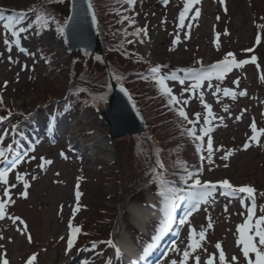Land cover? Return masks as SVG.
Here are the masks:
<instances>
[{"label":"rangeland","instance_id":"374dc122","mask_svg":"<svg viewBox=\"0 0 264 264\" xmlns=\"http://www.w3.org/2000/svg\"><path fill=\"white\" fill-rule=\"evenodd\" d=\"M38 1L0 0V97L5 104L22 112H28L32 106L42 105L45 93L49 99L59 96L52 93L47 82L49 80L43 76L32 29L21 33L20 48L26 49V52L20 51L15 45L9 51L3 43L6 38L12 39L10 33L3 28L11 10H22ZM140 1L141 3L134 5V15L130 18L135 22L130 29L146 28L147 31V35L141 33L138 38H134L138 53L152 62H164L172 67H186L194 61L193 69L196 72H211L208 81L211 86L207 83L208 79H205L197 89L191 88L196 82L193 79L194 73L182 74L176 70L163 73L175 75L176 79L166 80V84L189 118L195 120V114L200 113L197 129L206 126L203 122L206 113L200 100L201 95L211 105L213 117H210L211 124L207 126L213 128L210 135L214 150L219 148L220 151L213 152L209 163L207 137L203 142L198 141L200 150L197 172L201 179L211 182L227 179L234 186L254 187L256 216L264 214L261 212L264 196L260 195L264 193V135L259 138V143L248 140L252 134L250 125L253 121L258 129L264 128V79H261L264 76V0H224L223 4L220 0H200L186 15L183 27L180 26L179 13L183 10L184 0H168L163 6L158 5L159 0ZM196 8L200 9V15L192 19ZM61 10L65 12L64 8ZM124 23L128 24L129 20ZM177 35L179 40L173 44ZM38 38L40 44L52 52L60 64L70 61L64 39L55 32L51 24L43 28ZM229 52L238 61H251L253 56L256 61L233 68L225 74L223 82L218 83L217 73L212 71L211 66ZM110 78L112 77H109V82ZM186 78L189 80L181 83ZM235 80L239 81L238 86L233 83ZM5 81L8 82L6 87ZM217 86L221 91L213 95ZM37 87L41 89L40 92H44L38 94L35 91ZM224 88L236 93L246 91L247 94H237L235 98L224 96ZM184 100L188 101L187 105L183 104ZM225 107L227 111L224 110ZM41 109L37 112L36 128L28 125L23 131L24 137L29 140L28 146L24 142L23 149L21 146L16 147L20 153L13 161L20 159V163L12 168L13 161L0 160V169H10L9 183L16 185L10 189L14 203L9 204L5 219L0 220V236L4 237L0 240V244L4 246L0 248V254L9 264H26L34 253L37 256L34 264H109L112 258L114 264L128 263L125 256L117 257L113 248H107L103 243L95 244V248L93 243H86L79 251L69 249L67 238L70 232L69 222L77 224L84 218L88 222L98 221L100 224L91 223L87 227L89 225L96 228L102 235L112 234L114 242L122 230L137 244L143 241L130 219V206L145 204L147 194H154L138 190L132 196L130 193L133 191L118 196L124 188V182L113 179L118 174L117 167H123L125 175L133 167L135 142L127 135L111 139L107 124L99 114L100 110L87 109L77 115L73 109H63L56 118V129L52 131L46 129L48 122ZM219 117H223V121ZM3 127L5 124L0 126L1 149L13 145L11 139L3 137ZM89 128H94V132L86 135L84 131ZM246 142L250 143L247 150L243 148ZM229 149L232 154L228 159H222ZM202 156L205 158L201 159ZM41 157L52 163L41 168ZM98 165H105V168L99 171ZM107 169L110 175L107 174ZM17 174L22 175L30 185L26 198L21 195L25 189L23 181L16 180ZM32 177L36 179L33 180ZM118 177L121 178L119 174ZM143 184L140 183L138 187L142 188ZM3 187L0 184V198ZM217 188L219 189V185ZM77 191L81 193L79 200L76 198ZM223 191L225 190H214L213 196L206 202H199V207L186 216L187 221L180 227L179 236L170 242H164L163 254L154 264H171L172 260L182 259L183 251L189 243L190 228L195 229L196 239L201 230L205 231V240L200 242L201 248L192 253L187 264H196L197 255L201 258V264L212 255L215 257L214 264H219V250L215 248L217 242L225 251L226 264L232 256L239 257L238 264H247L241 252L242 245L236 242V227L246 219V207L251 202L244 194L234 197L222 194ZM154 198L156 199L155 196ZM241 199L245 200L244 205L241 204ZM82 204L85 209H82ZM190 207L192 205L188 204L186 209ZM7 216L20 217L28 231L21 234L17 228L22 229L24 225L19 221L13 224ZM115 216L120 219L117 230L106 221ZM209 222L212 223V228L207 227ZM29 235L31 243L28 241ZM94 238L98 239V236ZM173 247L177 250L173 251ZM250 256L254 259V254Z\"/></svg>","mask_w":264,"mask_h":264},{"label":"trees","instance_id":"16d2710c","mask_svg":"<svg viewBox=\"0 0 264 264\" xmlns=\"http://www.w3.org/2000/svg\"><path fill=\"white\" fill-rule=\"evenodd\" d=\"M91 3L97 19V28L103 48L102 55L87 51L74 53L68 51L70 61L60 64L58 58L40 44L38 36L43 28L38 29V26L33 23L32 31L35 33L36 51L42 65L43 76L49 80L47 82L49 88H52V93L54 92L55 95L59 96L49 99L45 93L42 96L43 104L32 106L28 112H22L4 102L0 104V117H7V119L0 121V126L5 124L3 137L12 139L14 145L21 139L27 140L23 131L28 125L36 128L37 112L41 108L52 131L56 129V118L63 109H73L77 115L87 109L101 110L107 105V99L111 93L109 77H112L114 82L126 87L146 126L145 132L132 137L135 142L133 167L126 175L123 167L119 166L116 169L121 178L116 174L113 179L120 183L124 182V188L121 189L118 196L126 195L129 191H133L129 192L131 196L138 190L150 191L158 196L159 204L163 206L162 197L157 194V183L153 180L151 171L152 168L156 167L157 156L164 164V169L156 168L157 172L162 171L164 179L169 182V186L177 188L185 185L181 178L186 176L187 172H197L199 158L197 141L184 132V129L191 127V125L178 116L176 111L179 108L178 104L167 105L168 98L159 92L149 69L154 64L167 66L162 67L161 71L172 68L187 69L194 66V61H191L186 67L179 68L164 62H152L138 53L134 42V38H138V36L131 35L136 28L130 29L131 25L125 24L124 22L127 20L123 18L128 17L130 19L132 14L134 15L133 7L141 3L140 0H136L131 8L126 10L123 9L126 0H91ZM62 8L65 9V12L61 10ZM29 9H34V11H28ZM68 11L69 0H39L20 11L25 12L26 16L21 24L16 27H27L29 23L35 20L38 13H43L46 18L54 17L63 27ZM17 13L19 12L11 11L5 22L9 18L15 20ZM65 13H67L66 16L63 15ZM49 24H52L56 33L60 34L56 30L55 23L49 20ZM117 76H121L123 79L117 80ZM35 91L38 94L44 92H40L41 89L38 87L35 88ZM9 112H11L10 116L8 115ZM12 125H16L15 130L12 129ZM84 132L86 135H90L94 132V128L86 129ZM14 145L5 148L7 149L6 155L10 159L18 154ZM98 168L99 171H102L105 165H98ZM108 169L106 171L110 175ZM107 178L110 179L109 176ZM122 178H126V180ZM140 183H144L142 188L138 187ZM133 187L136 188L133 189ZM87 207L90 208V205L87 204ZM82 209H85L84 204H82ZM88 221L82 218L80 223L77 222V224L72 225L80 228V232L74 238L72 248L79 251L86 243H103L107 248L110 247L107 241L114 242V236L112 234L102 235L96 228L89 225L88 228L87 224H100L98 221ZM106 221L116 230L119 228L120 219L117 216ZM159 224V221H154L150 231L155 233ZM96 235L98 239L94 238ZM141 236L143 241L139 244L148 245L149 237Z\"/></svg>","mask_w":264,"mask_h":264},{"label":"snow or ice","instance_id":"6c2138e0","mask_svg":"<svg viewBox=\"0 0 264 264\" xmlns=\"http://www.w3.org/2000/svg\"><path fill=\"white\" fill-rule=\"evenodd\" d=\"M136 2V0H126V3L129 5H132ZM165 4L168 3V0H163ZM200 0H184L183 10L179 13V21L180 26H184V21L186 18V15L190 12V10L193 8L194 4H198ZM220 2L223 4L224 0H220ZM28 11H34V9H29ZM88 11L92 13V21L95 24L96 23V16L93 12V6L91 3V0H89L88 3ZM200 15V9H195V15L192 17V19H195ZM26 16L25 12H19L17 13V17L15 20L9 18L7 22L3 24V28L10 32V35L12 37L11 40L4 39L3 43L8 48L9 51H11V48L13 45H15L17 48H20V41H21V33L28 32L29 29H32L33 23L36 24L39 28H47L49 26V20H51L52 23L56 24V30L60 34H63L64 28L60 25L58 21L55 20L54 17H45L43 13L36 14V18L32 23H29L27 27H19L17 28V25H20L24 17ZM123 19L129 20V24H134L135 22L133 20H130L128 17H124ZM67 24V21L64 22ZM143 33L144 35H147L146 28H136L134 32L131 33L133 36H140V34ZM37 34H39V31H37ZM227 34V33H225ZM179 40V35H177L176 39L173 40V44L177 43ZM143 41L141 40V43ZM260 42V36L258 34L257 36V43ZM131 43V41H129ZM20 51L26 52L27 50L24 48H20ZM11 59V57H9ZM256 57L253 56L251 58V61L248 60H237L233 53H227L224 58L214 65L211 66L212 71L217 73L218 79H223L226 73L230 72L233 68H239L242 67L244 64L252 62L255 63ZM197 63H201V61H197ZM167 67L166 65H156L154 67H151L149 69V73L153 77L155 84L158 86L159 92L166 96L167 99V105L173 106L180 101H178L177 97L172 93V90L170 87L167 86L166 80H175V75H162L161 74V68ZM180 71H183L185 73H194L193 79L196 81L194 84L191 85L192 89H197L200 87L201 81L205 79H209L211 76V72H196V70L187 68V69H180ZM146 78V77H142ZM117 80L123 79L121 76L116 77ZM261 79H264V76L261 77ZM7 81L4 82V86H7ZM183 83V81H181ZM234 84H239L238 80L233 81ZM211 86V85H210ZM187 91V89H185ZM121 91L125 92V95H127V92L123 87H121ZM221 91V89L217 86L216 91L213 92V95H216V92ZM224 96H232L233 98L236 97L238 94L239 96H245L247 93L246 91H240L239 93H236L235 91H232L228 88L222 89ZM201 103L203 105V108L205 110V115L203 117V122L205 127H201L197 129L196 125L200 118V113H196L195 116L197 119L193 120L190 119L186 111L184 110V107L177 108L176 111L178 113V116L181 117L184 121H187L191 127L185 128L184 132L186 134L193 138L196 141L203 142L205 137H207V159L209 163H211V155L214 151H220L219 148L215 149L213 148V139L210 133L213 131V128L207 125L211 124L210 117H213V112L211 105L206 103L204 101L203 95L200 97ZM188 101L184 100L183 104L187 105ZM0 104H3V98L0 97ZM227 111V107L224 109ZM8 115H11V112L8 113ZM7 119V117H0V121ZM221 121H223V117H219ZM239 119V117H237ZM16 125H12V129L15 130ZM251 128V136L248 137V140L250 142L259 143V138L264 135V128L258 129L255 121L252 122L250 125ZM199 133V134H197ZM183 134V133H182ZM250 147V143L246 142L243 145V148L247 150ZM197 150H200V145H197ZM7 149H0V158H3L4 160H7L8 157L6 155ZM232 154V150L229 149L227 152L221 157L222 159H228V157ZM63 155V154H62ZM205 157H201V159H204ZM42 163L40 165L41 168L44 167L45 164H51V160H46L43 157H41ZM20 163V159H17L12 162L11 167L15 168L17 164ZM164 169V164L160 161L159 157L157 156L156 159V167L152 168L151 171L153 173V180L156 181L157 187H158V195L162 197L163 207L161 208V211L166 213V218L162 221L161 224V231H164L168 228L169 225V219L171 218L172 212L174 211L175 207H177L176 201L179 199H182L179 195V193L184 192L185 189L183 188H177L169 186V182L164 179V173L157 172L156 168ZM10 169H4L0 170V184H3L4 187L2 189V198H0V220L5 219L7 209L9 204L14 203V200L12 198L10 189L15 188V184H10L8 180V173ZM202 171V169H201ZM32 179H36V177H32ZM185 184L188 183L189 180H191V184L188 186V193L189 198L193 199L197 202V204L200 201H207L208 198L213 196L214 190H225L222 192V194L230 195V196H238L241 194L246 195L248 201L251 203L246 207V219L236 227V232L238 233V239L237 244L242 245L241 252L243 254V259L247 262V264H264V214L256 216V189L249 185L244 186H234L231 184V182L227 179H224L222 181L218 182H211L207 180H202L200 177L199 172H187V175L181 178ZM17 181H23V187L25 189L24 192L21 193L22 196L25 198L27 197V189L30 187V185L27 183V181H24V178L22 175L17 174L16 176ZM152 182V181H150ZM217 185H219V189L217 188ZM193 189H199L200 191H192ZM81 193L77 191L76 198L79 200ZM261 196H264V193H260ZM6 198V199H5ZM241 204H245V200L241 199ZM153 207H155L153 205ZM227 210V209H226ZM261 212L264 213V206L261 207ZM188 215H191V213H188ZM243 215V213H241ZM9 220L12 221L13 224H16L17 221H19L20 224L24 225V228H17V231L21 232V234H24L28 231L27 225L25 222L18 216H7ZM187 221V217L182 218L180 220L181 224H185ZM210 221V218H209ZM212 223L209 222L207 227L212 228ZM69 235L67 238V247L69 249L72 248L74 244V238L77 233L80 232L79 227H73L71 224V221L69 222ZM195 229L189 230L188 235V245L187 248L183 251V258L180 260H172L171 264H187L189 257L192 255V253H195L197 249L201 248V241L205 240V231L201 230L199 232V238H195ZM4 239L3 236H0V240ZM63 239V237L61 238ZM28 241L31 243V236H28ZM107 244L115 249V255L119 257L121 255L120 249L113 244L111 240L107 241ZM4 246L0 244V248H3ZM93 248H95V243H93ZM215 248L219 250V264H226V255L225 251L222 249V246L219 242L216 243ZM173 251H176L177 249L173 247ZM250 254H254V259L251 258ZM214 255L209 256L206 261L203 262V264H214ZM37 260V256L34 253L31 255L27 261L26 264H34V262ZM196 264H201V258L197 255L195 257ZM239 257L232 256L230 260L228 261V264H238ZM0 264H9V261L4 258L2 254H0Z\"/></svg>","mask_w":264,"mask_h":264},{"label":"water","instance_id":"95a60500","mask_svg":"<svg viewBox=\"0 0 264 264\" xmlns=\"http://www.w3.org/2000/svg\"><path fill=\"white\" fill-rule=\"evenodd\" d=\"M88 3L89 0H69L67 24L63 26V33L69 51L83 50L101 55L103 48L97 29V19L94 24L92 13L88 11ZM164 4L163 0L158 1L159 6ZM110 85L112 91L107 101L108 105L100 110L99 114L107 124L111 139L124 135L138 136L145 132L146 126L128 90L123 85L114 83L112 78ZM121 87L125 89L127 95L121 91Z\"/></svg>","mask_w":264,"mask_h":264},{"label":"bare ground","instance_id":"6f19581e","mask_svg":"<svg viewBox=\"0 0 264 264\" xmlns=\"http://www.w3.org/2000/svg\"><path fill=\"white\" fill-rule=\"evenodd\" d=\"M155 200L156 199L154 198V195L148 193L145 204L142 203L141 205L135 204L130 206V211H131L130 219L136 228L140 230H146L148 228L149 220L151 219V216L161 212V210L156 206ZM153 205L155 207H153ZM115 245L120 250L125 251L126 253L125 258L127 259H129V256L133 254L135 248L131 238L125 233L124 230H122L118 235ZM113 250L115 251L114 248Z\"/></svg>","mask_w":264,"mask_h":264}]
</instances>
